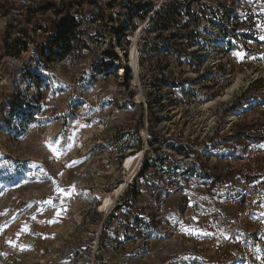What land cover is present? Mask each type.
Instances as JSON below:
<instances>
[{"label": "rangeland", "instance_id": "1", "mask_svg": "<svg viewBox=\"0 0 264 264\" xmlns=\"http://www.w3.org/2000/svg\"><path fill=\"white\" fill-rule=\"evenodd\" d=\"M97 1L62 60L0 55V264H264V0Z\"/></svg>", "mask_w": 264, "mask_h": 264}, {"label": "built area", "instance_id": "2", "mask_svg": "<svg viewBox=\"0 0 264 264\" xmlns=\"http://www.w3.org/2000/svg\"><path fill=\"white\" fill-rule=\"evenodd\" d=\"M99 4L97 0H0V32L2 31V41L0 42V55L2 52L10 58L19 59L22 55L31 53H41L42 47L36 40L40 36H46L49 41L58 35H63L65 25L71 21V11L81 10L85 5ZM49 17L52 27H47L43 22V17ZM39 17V18H37ZM69 28H71L69 26ZM41 34V35H40ZM2 62L0 61V64ZM255 184V183H254ZM261 193V192H260ZM259 191L257 197H261ZM243 203V213L252 209L253 201ZM96 249L91 255L92 259L72 262V264H99L95 258ZM53 257L50 261L41 260L39 263L28 262L22 264H62L63 260Z\"/></svg>", "mask_w": 264, "mask_h": 264}, {"label": "trees", "instance_id": "3", "mask_svg": "<svg viewBox=\"0 0 264 264\" xmlns=\"http://www.w3.org/2000/svg\"><path fill=\"white\" fill-rule=\"evenodd\" d=\"M181 15L182 11L180 10L179 5H177V3H171L170 5H167L156 12L155 17L152 20V26L155 27L157 31H166L174 24H177ZM73 38L74 36L70 33L69 28L68 31H66L63 35H58L57 37L49 40L47 45L45 47L43 46L40 52L45 54L48 63L53 61V57H58V59L62 60L70 52ZM190 40L192 41V37H190ZM111 58L115 60L119 59L117 53L115 52L112 53ZM239 139L245 140L247 146L252 144L248 137H239ZM192 152V150H188V154ZM245 152L246 150H240L238 154L234 156V158H241ZM181 153L186 154L184 151H181ZM149 159L150 158L146 153L144 163L141 167L140 176H144L145 173L148 172L151 166L148 163ZM254 177H257V175H254ZM220 185H222V183L218 178L217 181L213 182V189L215 190V188ZM211 195H214V193L211 192Z\"/></svg>", "mask_w": 264, "mask_h": 264}, {"label": "bare ground", "instance_id": "4", "mask_svg": "<svg viewBox=\"0 0 264 264\" xmlns=\"http://www.w3.org/2000/svg\"><path fill=\"white\" fill-rule=\"evenodd\" d=\"M139 53H138V50L136 49V47L133 45L132 49H131V54H130V59L132 61L131 63V66L133 69H138L139 68ZM243 80H241V77L238 79V81L229 89L227 90L226 94H224L223 97H221L220 99L216 100L215 102H210L209 104L206 105V107H210V106H215V104H217V102L220 100V102H223V101H227V100H230L233 95L235 94L236 91H239L240 88L243 85L242 83ZM234 119V117H231V119ZM141 151L133 154L131 156V158L129 157V159L127 160V163H126V167L130 168V172L137 166V164H139V160L141 158ZM124 183V182H123ZM125 187V184H120V186H118L116 189H114L113 193L111 194V196H107L105 198V201L104 203L99 207V211L100 212H104L107 210V208L109 206H111V204L114 203V199L115 197H117L121 192L122 190L124 189ZM117 199V198H116Z\"/></svg>", "mask_w": 264, "mask_h": 264}, {"label": "snow or ice", "instance_id": "5", "mask_svg": "<svg viewBox=\"0 0 264 264\" xmlns=\"http://www.w3.org/2000/svg\"><path fill=\"white\" fill-rule=\"evenodd\" d=\"M239 55V54H238ZM54 152L56 151L55 148L52 149ZM49 203H51V201H49ZM261 260L264 261V257H261Z\"/></svg>", "mask_w": 264, "mask_h": 264}]
</instances>
